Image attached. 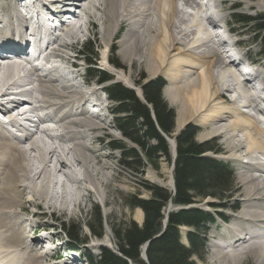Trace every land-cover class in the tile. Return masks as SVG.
Listing matches in <instances>:
<instances>
[{
	"label": "bare ground",
	"instance_id": "1",
	"mask_svg": "<svg viewBox=\"0 0 264 264\" xmlns=\"http://www.w3.org/2000/svg\"><path fill=\"white\" fill-rule=\"evenodd\" d=\"M240 1L248 8L264 7V0L255 4ZM71 2L79 5L81 17L75 14L71 25L63 24L60 35H48L41 62L49 65L44 76L38 74L36 66L27 69L1 56V112L7 116L19 108L16 104L28 109L19 113L23 123L14 125L15 119H8L19 134L5 130L0 123V264H41L47 253H39L33 245L43 241L41 235L36 234L31 243H26V201L53 210L68 207L70 212L94 194L103 204L106 202L105 185L113 178L115 167L107 162L101 146L95 145L101 138L94 135V130L103 129L106 122L104 118L100 123L92 120L83 107L87 101L102 102L94 96L96 90H82L83 85L78 83L80 64L75 62L79 56L70 50L88 31L98 34L108 45L122 24L127 28L117 39L118 53L130 69L122 68L118 80L134 85L130 73L133 66L146 69L151 77L164 75L168 81L164 97L178 109L177 127L197 121L204 128L201 136L221 138L230 151L219 157L240 161L244 168L238 170L244 198L236 197L230 206L235 213L227 212L225 203L217 206L223 207L217 209V215L229 224L220 230V242L210 244V258H214L210 264H240L248 256L254 258V264H264V163L257 156L264 157V118L260 123L244 112L255 111L259 104L264 116V99L248 87V80H255L258 73L241 79L236 63L221 58V51L210 43L213 35L205 19L188 9L197 10V0H1L0 49L20 53L26 47L30 28L18 3L24 4L38 21L36 29H30L35 32L53 25ZM52 7L59 10L54 13ZM212 18L209 14L206 20ZM79 20L82 24L76 25ZM27 112L35 113V117ZM148 177L159 182L153 172ZM68 183L75 185L73 191ZM165 184L172 188L171 178ZM208 205L209 201L201 203ZM134 219L142 220L141 210ZM105 239L109 241L108 236Z\"/></svg>",
	"mask_w": 264,
	"mask_h": 264
},
{
	"label": "trees",
	"instance_id": "2",
	"mask_svg": "<svg viewBox=\"0 0 264 264\" xmlns=\"http://www.w3.org/2000/svg\"><path fill=\"white\" fill-rule=\"evenodd\" d=\"M232 18L234 24L250 31L253 44L259 46L257 56L263 59L264 13L254 16L233 13ZM82 47L86 53L96 56L89 43ZM111 63L121 66L117 59L111 60ZM87 72L100 82L110 79L109 75L97 68H89ZM140 85L141 98L119 82L110 83L106 91L115 103V128L135 145L114 140L111 147L120 151L123 167L143 174L148 165L158 169L162 157L172 162L165 137L174 132L175 113L163 100V79H152ZM198 130L189 124L174 138V189L168 190L142 181L150 193L148 198H140L136 194L123 197L131 209L138 208L143 212L141 225L134 220L109 221L116 239L115 250L100 246L97 256L87 253L88 264H195V257L203 260L207 224L213 218L208 211L192 205L210 197L218 202H210L209 205L223 206L222 201L228 198L227 195L233 188L234 171L227 164L206 154L210 151L217 152L218 148L207 146V142L196 141ZM169 202L177 209L168 212L165 220L164 210ZM105 222L100 208L94 206L85 225L94 237L100 238ZM181 226H186L189 230L183 234ZM61 231L67 239V248L74 249L80 244L79 226L62 222ZM183 237L186 243L183 242ZM144 244H147L146 260L142 257Z\"/></svg>",
	"mask_w": 264,
	"mask_h": 264
},
{
	"label": "rangeland",
	"instance_id": "3",
	"mask_svg": "<svg viewBox=\"0 0 264 264\" xmlns=\"http://www.w3.org/2000/svg\"><path fill=\"white\" fill-rule=\"evenodd\" d=\"M1 1V0H0ZM178 1V0H177ZM181 2V1H180ZM180 2H177L180 4ZM257 0H251L250 3H256ZM235 3V4H234ZM233 6H237V9H234ZM225 11L222 14L224 19L227 22L228 27L231 29L232 32V38L236 39L239 42L240 49L243 51V56H252L253 60L255 61V68L256 72L258 73L257 76V82L255 83L256 87L259 88L263 86L264 84V59H260L257 56V52L259 50V46L254 45L253 41V35L250 33V31L246 28H242L241 26H238L234 24V20L232 18L233 13H243V14H248L251 16H254L259 13H264V7H258V6H252V7H247L246 2H241L240 0H228L226 1L224 5ZM53 9V7H52ZM191 9V8H188ZM187 9V10H188ZM192 10V9H191ZM189 11V10H188ZM194 13V12H193ZM49 14V13H48ZM64 14V12H62ZM83 22V20H82ZM127 26L126 24H122L120 28L115 32L116 36L111 40V42L106 45L105 41L99 37L98 34H94L91 32H87L86 34H81L79 37L80 40L75 41L73 45V49L70 50V53L77 54L79 57L76 58L77 62L76 64H82L80 70L78 69V72L81 74L79 78L82 80L84 79L87 84H84L85 86L87 85L86 90H93L97 88L95 82L96 79L93 77H86L85 78V68L89 65V62L95 61V64L97 67L103 71H105L108 75H110L115 82H120L122 85L125 87L132 89L135 94L138 97H141V83H144L146 81L156 79V78H161L165 81V87L163 88L162 91V97L163 100L167 103V105L173 109L175 113V120H174V125L175 129L174 132L169 136L165 137L166 141L168 143V148H169V155L170 158L174 157V148H175V141L174 138L175 136L180 132L181 129H183L186 125H193L198 127V133L196 135V141L198 142H207V146L211 147H216L218 148V154H211L207 153V155H213L216 159L226 162L231 167L234 169V184L231 192L229 193L228 198L224 199L222 201L223 203L227 204L226 211L227 212H232L235 213V210H232L230 206L233 205L235 202V198H244V192L245 190H242L243 184L241 179L238 178V170L239 167L240 169H244L242 167V164L240 161H233V160H228V159H222L219 156L223 154H230V151L225 148V146L221 143L222 139L220 138H208L205 137L204 135L201 136L204 133V128H202L197 121H188L186 124H184L181 127H177V115H178V109L175 105H172L168 102V100L164 97V90L168 84L167 79L164 77V75L158 74L155 77L149 76L148 72L144 68H140L138 66H133L131 67V75L135 79L134 85H126L122 81L118 80L119 72L123 69L129 70V64L127 61H124L121 57V55L118 53L119 45L117 39L125 32ZM85 43H89L91 45V49L93 52L96 53L95 55H91L89 53H86L84 48L82 47ZM112 49H115V52H112ZM105 52H107L106 59L108 63L105 62ZM219 52V51H218ZM221 58L224 59V55L219 52ZM80 59V61H79ZM86 61H84V60ZM117 59L118 62L122 65L120 68H115L113 65L110 63L111 60ZM228 62V60H225ZM83 65H86L83 67ZM78 78V80H79ZM83 80V81H84ZM79 85H82L80 80L78 81ZM260 95L264 96V92L262 91ZM94 96L99 97L100 99L103 98V94L100 91H96ZM93 96V97H94ZM108 105V110H110V107H112L114 104L111 102L107 103ZM110 112V111H109ZM108 123H104L105 127L101 129L99 132H94L95 136H100L103 139H100L95 143L96 146H101L102 150L101 153L107 155L108 158H106L107 162L112 164L115 167L114 170V175L113 178L109 181L107 185H105V190H106V202L103 204L101 198H99L95 194L91 196L90 198L84 199L82 204L80 206H75L72 212L68 209V207L64 208H59V209H51V208H44L42 206H37L33 203H29L26 201V212L28 213L27 215H23L24 217H27L28 220L25 222V232L27 233L28 237L26 239V243H31V241L41 232H39L42 229L46 230V236L47 237H42V240L48 239L52 241V245L56 246L55 251H48L45 255L44 258L41 259L40 263L41 264H53L56 259H58L55 264H63L62 259L65 258V256L70 257L71 261L69 264H88L86 260V254L89 252L92 255L96 256L99 254V249L98 247L101 246L102 244L105 245L104 243H107L110 247L111 250H115V244L116 239L115 236L111 230L110 227V222L109 221H128V220H134L137 222V220L134 219V214L136 212H139L140 209H131L128 205L127 202L124 200L123 197H126L128 195L136 194L140 198H148L150 193L148 190L145 189V187L142 184V181H146L148 183H153L160 185L162 187H165L166 189V182L169 178L172 180V163L166 158H161L158 164V169L152 168L151 166H147L144 168L143 174L136 173L128 168H125L121 164V154L117 150H110L109 148V143L111 140H116L120 139L121 135L119 132L114 128L113 126V114L109 113L107 115ZM100 122V121H98ZM31 128V126H30ZM33 129V128H32ZM205 137V138H204ZM241 135L239 134L238 138L241 139ZM171 140L174 142V146L172 145ZM152 142V141H151ZM239 155L242 152H238ZM259 159L258 161L260 163H264V157L262 155H258ZM242 160H246V158H242ZM240 163V164H239ZM245 166V165H243ZM76 169L78 172H82V168L80 166H76ZM155 174V177L159 179V182L153 181L151 178L148 177L149 173ZM255 175H259L258 172L254 173ZM241 181V182H240ZM70 186V188H69ZM74 184L73 183H68V188L73 191L74 190ZM89 187H91L89 185ZM72 188V189H71ZM172 188H168V190H171ZM240 191V192H239ZM243 192V193H242ZM242 195V196H241ZM239 196V197H238ZM220 199V198H219ZM233 200V201H232ZM209 201L210 202H218L217 200H214L213 198H206L203 202ZM216 201V202H215ZM233 202V203H232ZM241 206V204H239ZM94 206H98L101 211V215L103 219L106 220L104 224V231L103 234L100 238L94 237L86 227L85 223L89 221V217L91 214V211ZM38 207V208H35ZM77 207V208H76ZM204 207V206H201ZM207 207V206H206ZM204 207V208H206ZM175 210L177 208L171 206H167L166 209L164 210V213L167 210ZM207 209V208H206ZM36 212L35 217H30V213ZM142 212V211H141ZM212 212H215L212 210ZM216 214V213H215ZM217 216V215H216ZM143 217V214H142ZM231 220V218H230ZM65 222L67 223H73L75 226H79L80 232H79V239L81 240L80 244L76 246L74 249H68L66 248V237L64 236L63 232L61 231V223ZM139 225H141L142 220L137 222ZM223 224L220 223V221H216L214 225H212V230L208 233V244L205 248V256L203 260L199 258H195V264H210V262L214 258L211 256L210 258V250L212 244L214 242V239L212 240V237H216V233L218 236V239L220 236H222V233L220 232L221 226ZM181 232L186 233L188 231V227L183 226L181 227ZM39 230V231H38ZM51 231V232H50ZM211 233V234H210ZM37 234V235H36ZM43 235V234H42ZM213 235V236H211ZM44 236V235H43ZM109 237V241L105 239V237ZM183 241L186 242L184 239ZM43 242V241H42ZM36 246V249L39 253H41V249L39 248V244H34ZM53 254V256H52ZM52 256V257H51ZM210 261H209V260ZM73 260V261H72ZM240 264H254V258L252 256H248L244 258Z\"/></svg>",
	"mask_w": 264,
	"mask_h": 264
},
{
	"label": "water",
	"instance_id": "4",
	"mask_svg": "<svg viewBox=\"0 0 264 264\" xmlns=\"http://www.w3.org/2000/svg\"><path fill=\"white\" fill-rule=\"evenodd\" d=\"M146 246H147V244H145V245L143 246V258H144V259H146V257H145V249H146Z\"/></svg>",
	"mask_w": 264,
	"mask_h": 264
}]
</instances>
